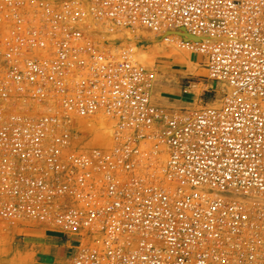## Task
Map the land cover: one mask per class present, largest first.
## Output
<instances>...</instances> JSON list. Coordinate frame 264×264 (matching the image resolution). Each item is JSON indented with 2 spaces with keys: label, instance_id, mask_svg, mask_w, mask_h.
I'll return each mask as SVG.
<instances>
[{
  "label": "built area",
  "instance_id": "2783aa9c",
  "mask_svg": "<svg viewBox=\"0 0 264 264\" xmlns=\"http://www.w3.org/2000/svg\"><path fill=\"white\" fill-rule=\"evenodd\" d=\"M100 25L198 36L179 43L223 99L156 104L135 47ZM99 116L111 146L79 132ZM258 198L264 0H0V221L75 238L69 264H264Z\"/></svg>",
  "mask_w": 264,
  "mask_h": 264
},
{
  "label": "rangeland",
  "instance_id": "374dc122",
  "mask_svg": "<svg viewBox=\"0 0 264 264\" xmlns=\"http://www.w3.org/2000/svg\"><path fill=\"white\" fill-rule=\"evenodd\" d=\"M106 30L105 26L100 25L98 31L102 37L99 40L104 41L111 48L116 49L129 45L135 47L137 60L149 71L148 78L153 88L152 95L155 97H153V101L156 104L160 105L156 100V97L158 98L160 95V84H169L182 91L186 90L187 93L183 96L190 100V103L166 107L195 110L205 104L218 105L223 99L224 93L228 89L227 86L213 81L209 77L208 68L201 56L188 49L184 50V47L180 48L181 45L179 39L175 38L176 36H171L166 41L165 33L152 35L153 33L141 29H123L108 33L105 32ZM128 34H132L133 39L122 37V35L128 36ZM119 36L121 37L119 38ZM182 51L192 54V62L176 55V52ZM110 122L113 124L109 123L110 125L107 124V127L112 128L114 122ZM87 123L79 128L84 139H90L95 145L111 146L113 140H109L113 138V128L109 134L105 128H99L100 126L97 127L94 124L95 128L89 126V123L94 122ZM106 141L109 143L107 144ZM260 201L258 204L263 205L264 203ZM39 233L45 234L46 240L43 238L41 240L37 236ZM79 247L80 243L75 238H69L43 224L29 222V220L18 223L0 221V264H69L76 256Z\"/></svg>",
  "mask_w": 264,
  "mask_h": 264
},
{
  "label": "bare ground",
  "instance_id": "6f19581e",
  "mask_svg": "<svg viewBox=\"0 0 264 264\" xmlns=\"http://www.w3.org/2000/svg\"><path fill=\"white\" fill-rule=\"evenodd\" d=\"M102 27V26H101ZM126 32H128V31H126ZM150 32V31H149ZM151 33H153V32H151ZM166 35H164V39L165 38H167L166 36H168V37H171V36H176L175 38H178V39H180V38H184V39H187V40H190V39H192V40H199L200 38L198 37V36H195V35H193V34H191V33H189L186 29H184V28H181V29H178V30H167L166 32H164ZM155 33H153L152 35H154ZM157 34V33H156ZM112 35V34H111ZM127 36V35H126ZM126 36H124V35H122V37L124 38H126V39H133V36H132V34H128V36L126 37ZM121 36H119V38H120ZM114 39H116V38H114ZM166 40V39H165ZM175 40V39H174ZM132 42V41H131ZM173 42H175V41H173ZM130 44V43H129ZM110 47V46H109ZM121 47V46H120ZM180 48H183L182 46L180 47ZM117 49V48H116ZM115 49V50H116ZM175 50V49H174ZM183 50V49H182ZM184 50H186V48L184 49ZM137 54V53H136ZM176 55H178V56H181L182 58L181 59H186L187 58V60L188 61H190V62H192V54L191 53H189V52H185L184 51V53H183V51L182 52H176ZM187 64H189V63H187ZM192 65H193V63H192ZM149 72V71H148ZM152 75V74H151ZM152 79V78H151ZM151 92L153 93V88L151 89ZM156 92V91H155ZM157 92H158V90H157ZM154 97V96H153ZM159 97V96H158ZM155 98V97H154ZM157 98V97H156ZM106 119H108L107 117H101V116H99V117H97V118H94L93 119V121H95L94 123H89V126L91 125V126H93V124H94V126H97V127H99V128H105L106 130V132H108L109 134L111 133V130H112V128L109 126V127H107L108 125H107V122H106ZM90 122V121H89ZM112 122H110V124H111ZM88 124V123H87ZM109 124V123H108ZM109 124V125H110ZM113 124V123H112ZM86 125V124H85ZM88 126V127H89ZM93 126V127H94ZM97 127H96V130H97ZM95 128V127H94ZM114 129V128H113ZM99 130V129H98ZM100 132V131H99ZM103 133H105V132H103ZM113 134V133H112ZM109 139H111V138H109ZM107 140V139H106ZM108 141V140H107ZM106 141V143L108 144L109 142H107ZM109 141H112V139L111 140H109ZM112 144V143H111ZM246 201L247 202H249L250 204H252V205H256V204H258L259 202L258 201H260V198H258V200H253V201H251L250 199H246ZM260 202H263L264 203V201L262 200V201H260ZM27 221V220H26ZM19 222H21V221H19ZM23 222V221H22ZM29 222H30V220H29ZM34 222V221H33Z\"/></svg>",
  "mask_w": 264,
  "mask_h": 264
},
{
  "label": "crops",
  "instance_id": "0c3cea01",
  "mask_svg": "<svg viewBox=\"0 0 264 264\" xmlns=\"http://www.w3.org/2000/svg\"><path fill=\"white\" fill-rule=\"evenodd\" d=\"M185 93H187L186 90L182 91L179 88L171 86L169 84H160V95L158 98H156V100L160 105L164 106H176L182 105L183 103H190V100L186 99L183 96V94L185 95ZM37 236H39L41 240L42 238L46 240L45 234L39 233Z\"/></svg>",
  "mask_w": 264,
  "mask_h": 264
}]
</instances>
